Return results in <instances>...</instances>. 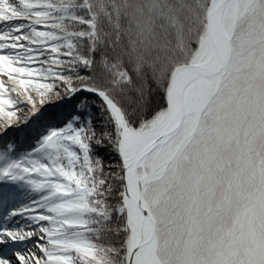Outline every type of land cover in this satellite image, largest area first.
Listing matches in <instances>:
<instances>
[{"label":"snow or ice","instance_id":"1","mask_svg":"<svg viewBox=\"0 0 264 264\" xmlns=\"http://www.w3.org/2000/svg\"><path fill=\"white\" fill-rule=\"evenodd\" d=\"M0 264H264V0H0Z\"/></svg>","mask_w":264,"mask_h":264}]
</instances>
